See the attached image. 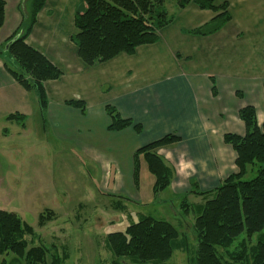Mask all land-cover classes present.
<instances>
[{
  "label": "crops",
  "instance_id": "obj_1",
  "mask_svg": "<svg viewBox=\"0 0 264 264\" xmlns=\"http://www.w3.org/2000/svg\"><path fill=\"white\" fill-rule=\"evenodd\" d=\"M224 2L231 20L213 35L189 34L210 21L212 12L192 3L183 9L176 6L173 21L158 32L156 44L86 67L70 42L82 1L45 0L26 40L62 73L58 80L44 84L45 120L73 139L93 132L96 125L102 137L121 136L120 141L114 139L116 145L107 144L109 153L100 166L109 169L121 156L132 183V155L140 148L136 141L144 131H107L105 107H114L155 140L166 134L180 138L158 151L175 172L170 191L187 192L191 181L199 191H212L236 172L235 153L224 144L223 135L237 124L244 130L238 111L251 105L258 126L264 122V0H215L216 5ZM14 32L15 28L5 44ZM211 80L216 96L211 93ZM70 100L83 101L84 114L67 106ZM129 143L135 146L128 148Z\"/></svg>",
  "mask_w": 264,
  "mask_h": 264
},
{
  "label": "trees",
  "instance_id": "obj_2",
  "mask_svg": "<svg viewBox=\"0 0 264 264\" xmlns=\"http://www.w3.org/2000/svg\"><path fill=\"white\" fill-rule=\"evenodd\" d=\"M81 1L83 8L74 15L75 34L70 37V42L86 67L108 62L121 54L131 56L138 47L156 44L158 32L174 19L165 10V0ZM189 3L214 15L210 21L190 31L191 35H213L231 20L226 2L216 5L215 0H177L176 6L183 9ZM29 4V11L23 15L21 24L6 40V53L18 70H10V74L22 89L34 90L44 121L48 104L44 84L58 80L62 73L26 43L45 0H30ZM4 22L5 1L0 0V29ZM211 84L212 96H216L212 80ZM66 105L84 114L83 101L70 100ZM105 112L109 119L107 131L117 133L132 129L137 134L141 133L140 124L122 118L114 107L107 105ZM237 116L244 126V135L226 133L223 136L224 144L235 153L236 172L212 191H198L197 184L191 181L189 191L178 196L183 213L186 214L189 208L198 211L193 224L197 245L192 264H264V122L258 126L256 110L251 105L242 107ZM24 118L16 113L5 120L14 121L23 127ZM179 141L178 136L166 134L133 153L132 183L135 188L139 184L140 160L143 159L147 171L153 177V195L168 190L175 172L158 151ZM254 172L253 177L246 179ZM191 194L211 197L204 200L203 204L193 206L187 202ZM52 215L51 211H44L38 217V225H45ZM241 235L244 236L238 249L228 252V248ZM33 236L32 227L16 214L0 210V264H46L48 250L43 246H28L26 237ZM254 236L255 243L248 245ZM105 246L113 258L112 264L125 261L133 264H164L171 259L173 252L185 247V242L170 222L144 216L128 225L123 232L107 234ZM220 250L223 254L219 253ZM9 256L13 258L8 261ZM62 260L52 256L50 264H61Z\"/></svg>",
  "mask_w": 264,
  "mask_h": 264
},
{
  "label": "rangeland",
  "instance_id": "obj_3",
  "mask_svg": "<svg viewBox=\"0 0 264 264\" xmlns=\"http://www.w3.org/2000/svg\"><path fill=\"white\" fill-rule=\"evenodd\" d=\"M4 1L5 22L0 29V210L16 214L32 227L34 236L26 237V241L29 247L43 246L48 250L46 264H50L52 256L63 258L61 264H112L113 258L105 246L106 235L123 232L144 216L170 222L185 242V247L173 252L164 264H192L197 245L193 224L198 211L192 208L186 214L181 211L178 196L186 191L168 189L153 195V177L143 159L136 188L128 182L121 156L114 158L118 164L113 161L109 169L102 168L100 163L109 153L107 144L116 145L114 139L120 141L121 136L102 137L96 125L93 132L90 129L88 134L73 139L63 134L62 129L53 128L51 122L42 120L34 90L25 91L15 82L9 71H18L17 66L5 50V39L21 24L30 0ZM176 1L165 0L167 13L174 12ZM16 113L25 116L23 127L5 120ZM233 129L236 132L229 130L230 133L239 136L245 133L240 124ZM142 131L136 146L155 140V136L145 133V128ZM132 146L135 144L129 143L128 148ZM116 172L119 178L114 183ZM254 175L255 172L246 179ZM210 197L191 194L187 202L197 206ZM46 210L53 213L52 219L39 226L38 217ZM243 236L227 251L238 249ZM255 240L256 236L248 245ZM12 258L9 256L7 260Z\"/></svg>",
  "mask_w": 264,
  "mask_h": 264
},
{
  "label": "water",
  "instance_id": "obj_4",
  "mask_svg": "<svg viewBox=\"0 0 264 264\" xmlns=\"http://www.w3.org/2000/svg\"><path fill=\"white\" fill-rule=\"evenodd\" d=\"M7 46V45H6ZM7 48V47H6ZM6 48H5V50H6Z\"/></svg>",
  "mask_w": 264,
  "mask_h": 264
}]
</instances>
